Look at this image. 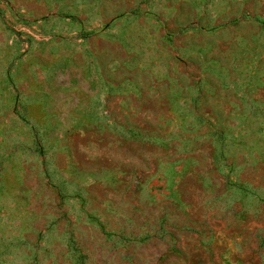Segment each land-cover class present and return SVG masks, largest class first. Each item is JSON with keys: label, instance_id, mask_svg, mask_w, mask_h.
Segmentation results:
<instances>
[{"label": "rangeland", "instance_id": "374dc122", "mask_svg": "<svg viewBox=\"0 0 264 264\" xmlns=\"http://www.w3.org/2000/svg\"><path fill=\"white\" fill-rule=\"evenodd\" d=\"M0 264H264V0H0Z\"/></svg>", "mask_w": 264, "mask_h": 264}]
</instances>
